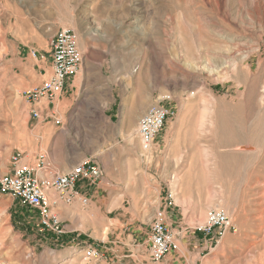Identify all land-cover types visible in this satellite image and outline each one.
Segmentation results:
<instances>
[{"label": "rangeland", "instance_id": "1", "mask_svg": "<svg viewBox=\"0 0 264 264\" xmlns=\"http://www.w3.org/2000/svg\"><path fill=\"white\" fill-rule=\"evenodd\" d=\"M61 27L86 75L34 130L23 93L51 74ZM158 103L174 114L145 150L139 120ZM69 151L101 158L106 178L71 204L52 192L60 235L0 193V264H264V0H0V175L17 154L68 171ZM213 209L230 218L221 239L197 229ZM160 213L178 249L153 261ZM90 244L102 257L84 256Z\"/></svg>", "mask_w": 264, "mask_h": 264}, {"label": "built area", "instance_id": "2", "mask_svg": "<svg viewBox=\"0 0 264 264\" xmlns=\"http://www.w3.org/2000/svg\"><path fill=\"white\" fill-rule=\"evenodd\" d=\"M50 47L51 74L41 84L23 93L32 104L31 113L35 118L41 117V110L47 109V106L54 102L68 83L83 69L85 63L78 35L73 29L59 28L53 35ZM173 114L170 106L158 103L152 105L141 116L138 135L145 150L152 147L168 118ZM57 121L60 122V119ZM13 161L15 163L13 172L0 175V193L15 197L24 206L37 210L42 227L59 235L66 231L61 218L52 209L50 198L52 192L57 193L63 202L71 204L80 197L77 191L79 182L85 181L89 185H94L103 176L100 164L92 157L84 158L66 172L53 170L50 163L45 160L40 161L37 167L22 164L20 154L14 156ZM167 199L169 205H174L175 194L171 189ZM87 201L88 198H85L84 203ZM230 227L231 222L227 213L213 209L209 211L205 223L197 229L206 235L221 239ZM147 243L153 261L163 260L169 253L178 249L175 234L169 229L162 213L151 221ZM102 255V251L91 244L84 248V256L87 259H98Z\"/></svg>", "mask_w": 264, "mask_h": 264}, {"label": "crops", "instance_id": "3", "mask_svg": "<svg viewBox=\"0 0 264 264\" xmlns=\"http://www.w3.org/2000/svg\"><path fill=\"white\" fill-rule=\"evenodd\" d=\"M85 68H86V66H85V63H84V66H83V69L77 74V75H79L80 74V76H81V80L82 79H84V77H85V75H86V70H85ZM76 75V76H77ZM76 76L74 77V79H72V81H70L69 83H68V87H73L74 86V84H75V78H76ZM61 100V99H60ZM102 105V104H101ZM101 105H99V106H97L98 108H100V106ZM102 106H105V108H110L111 107V105H102ZM96 107V108H97ZM107 111V110H106ZM70 111L67 109V110H65V111H63V115L66 117V116H69L70 115V113H69ZM52 114V110H50L49 108H45V109H42L41 110V117H39V118H30L29 120L31 121V123H32V127L34 128V130H39V129H41L42 128V125H43V123H44V121L48 118V116H50ZM57 114L58 115H60V116H62L60 113H58L57 112ZM69 121H71V119H69ZM159 136V135H158ZM158 138V137H157ZM86 157H89V156H86ZM86 157H84V158H86ZM28 155H26L24 158H22L21 159V163L22 164H26V163H30L31 162V158H28ZM83 158V159H84ZM83 159H81V160H79V156L77 155V153H76V151H74V153L73 152H70L69 151V153H68V156H66L65 157V163H66V165H67V169H65V170H69V169H71L72 167H74L75 165H77L80 161H82ZM100 165H102L101 167L103 168V176H102V179L100 180V181H103L105 178H106V174H107V168L105 167V165H104V163H103V161H102V159L101 158H96L95 159ZM46 162H48V163H50V165L52 166V169L53 168H55L54 166V164H58V162H61V161H58V159H56V158H53L52 159V161H46ZM54 165V166H53ZM29 166H31V165H29ZM56 171V170H55ZM58 172H66V171H64V170H60V169H58L57 170ZM100 181L97 183V184H94L93 185V188L95 187V186H98V184L100 183ZM90 186V185H89ZM87 189H88V186L86 185V182L84 181H81V182H79L78 183V185H77V191H78V193H79V195L80 196H82V195H84V194H86V191H87Z\"/></svg>", "mask_w": 264, "mask_h": 264}, {"label": "bare ground", "instance_id": "4", "mask_svg": "<svg viewBox=\"0 0 264 264\" xmlns=\"http://www.w3.org/2000/svg\"><path fill=\"white\" fill-rule=\"evenodd\" d=\"M124 24H125V22H124ZM132 24H133V22H131V23L129 24V26H130L131 28H134L135 26H133ZM134 24H135V23H134ZM135 29H136V30H139V32H140V27H139V26H136ZM135 29H133V30H135ZM96 32H98V30H96ZM136 32H137V31H136ZM136 32H135V33H136ZM181 40H182V39H181ZM181 42H183L184 44H186L183 40H182ZM184 44H183V45H184ZM190 44H191V43H190ZM184 47H186V46H184ZM187 47H188V46H187ZM191 47H192V46H191ZM187 49H188V48H187ZM187 51H188V50H187ZM187 53H188V52H187ZM187 53L185 52V55H186ZM185 55H184V58H185ZM187 55H188V54H187ZM123 56H124V55H123ZM147 56H148V55H147ZM154 56H155L154 53H153V56H152V57L149 56V57L151 58V59L149 58L151 62H152V60H154ZM155 57H156V56H155ZM144 58H145V56H144ZM189 58H190V57H189ZM189 58H188V59H189ZM190 59H191V58H190ZM142 62H143V61H142ZM154 62H155V61H154ZM153 64H154V63H153ZM148 65H149V64H148ZM149 66H150V65H149ZM151 66H152V65H151ZM149 69H150V68H149ZM152 71H153V70H152ZM139 72H141V71H139ZM154 72H155V71H154ZM148 73H149V72H148ZM157 73H158V71H157ZM138 74H139V73H138ZM154 75H155V74H154ZM155 76H156V75H155ZM17 108H18V107H17ZM104 109H105V106H102V105H101L100 108H97L96 110H97V112L100 111V113H101ZM129 111H130V110H129ZM134 112H135V110H134ZM137 112H138V111H137ZM103 114H104V113H103ZM93 115H95L94 117H96V114H92V116H93ZM99 115H101V114H99ZM132 116L135 117V116H136V113H135V116H134V113H133ZM81 118H82V117H81ZM100 120H101V119H100ZM81 121H82V120H81ZM119 127H120V126H119ZM73 144H75V143H73ZM72 146H73V145H72ZM76 200H77V199H76Z\"/></svg>", "mask_w": 264, "mask_h": 264}]
</instances>
